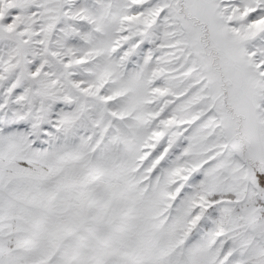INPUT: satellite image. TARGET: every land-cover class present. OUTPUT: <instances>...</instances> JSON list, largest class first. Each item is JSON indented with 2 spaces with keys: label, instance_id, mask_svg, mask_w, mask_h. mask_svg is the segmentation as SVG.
Segmentation results:
<instances>
[{
  "label": "snow or ice",
  "instance_id": "snow-or-ice-1",
  "mask_svg": "<svg viewBox=\"0 0 264 264\" xmlns=\"http://www.w3.org/2000/svg\"><path fill=\"white\" fill-rule=\"evenodd\" d=\"M0 264H264V0H0Z\"/></svg>",
  "mask_w": 264,
  "mask_h": 264
}]
</instances>
